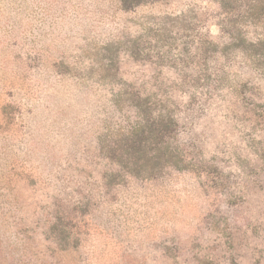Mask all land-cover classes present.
Masks as SVG:
<instances>
[{
  "label": "rangeland",
  "instance_id": "obj_1",
  "mask_svg": "<svg viewBox=\"0 0 264 264\" xmlns=\"http://www.w3.org/2000/svg\"><path fill=\"white\" fill-rule=\"evenodd\" d=\"M0 264H264V0H0Z\"/></svg>",
  "mask_w": 264,
  "mask_h": 264
}]
</instances>
